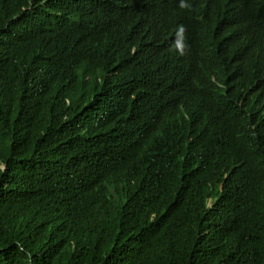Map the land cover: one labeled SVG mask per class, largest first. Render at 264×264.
I'll use <instances>...</instances> for the list:
<instances>
[{"label":"trees","instance_id":"trees-1","mask_svg":"<svg viewBox=\"0 0 264 264\" xmlns=\"http://www.w3.org/2000/svg\"><path fill=\"white\" fill-rule=\"evenodd\" d=\"M188 3L0 0V264H264V0Z\"/></svg>","mask_w":264,"mask_h":264},{"label":"clouds","instance_id":"clouds-1","mask_svg":"<svg viewBox=\"0 0 264 264\" xmlns=\"http://www.w3.org/2000/svg\"><path fill=\"white\" fill-rule=\"evenodd\" d=\"M179 7L182 9H191V4L188 3V0H179ZM172 48L179 54L185 55L190 47L187 43V28L184 25H177L176 29L173 32ZM27 264H32L31 262V253L25 252Z\"/></svg>","mask_w":264,"mask_h":264}]
</instances>
